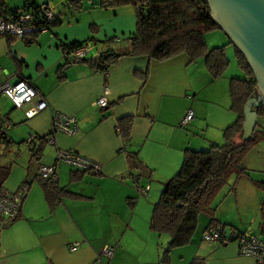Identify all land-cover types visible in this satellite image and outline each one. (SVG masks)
Here are the masks:
<instances>
[{
	"label": "crops",
	"instance_id": "1",
	"mask_svg": "<svg viewBox=\"0 0 264 264\" xmlns=\"http://www.w3.org/2000/svg\"><path fill=\"white\" fill-rule=\"evenodd\" d=\"M112 25L123 31L124 26ZM112 25H109L110 31ZM105 30L108 31L107 28ZM88 33L89 30L79 31L78 24L68 22L38 33L36 39L30 43L0 37V81L13 82L19 77L26 78L44 95L50 106L31 117H26L24 106L15 107L6 95L0 94V124L12 118L25 122L19 126H23L24 133L28 131V137L31 135L34 143L38 144V136L46 135L50 131L51 109L74 115L77 121L76 131L71 134L58 131L54 137L55 143L49 144L45 141L40 148L41 161L51 163L58 147L86 155L101 166L100 172L95 173L78 171L68 164H62L57 179L62 193L57 204L50 209L38 180L37 170L32 171L30 167L31 163L34 164V159L29 150L27 164L22 163L17 180L11 178L6 185L7 181L3 182V188L9 190H14L26 182L28 191L18 216L10 222L0 221V224L5 226L4 235L0 239V264H93V261L98 264L99 256L102 260L100 264H105V260L106 264H115V261L120 260L127 248L122 244V240L120 241L122 237L118 238L115 234V230H118V223L114 221L118 213L116 208L124 204L127 197L132 198L130 194L133 190L127 183L130 176L135 175L139 179L141 168H149L148 162L152 165L149 160H143L144 156L140 157L137 139L142 137L144 141L150 137L153 130L159 128V117H162V123L165 125V118L158 115V105L162 102L168 103L172 97H187L192 88L194 89L187 70L190 62L186 53H178L163 60L151 59L147 55H121L116 63L106 70L98 69L84 60L67 62L63 57L62 44L85 39L90 36ZM95 37L100 36L98 34ZM195 64L196 70H204L198 61H195ZM105 83L108 86L107 103L99 107L95 100L103 94ZM180 100H183L185 105L180 111H184L172 121V125L179 130L178 139L173 142L172 137L170 142L171 150L176 154L165 161L162 167L164 174L160 173L158 177H166L179 163L181 154L178 150L185 148L183 140L191 134L179 129L177 124L188 109H193V118L186 125L179 123V126L185 127L192 123V132L199 128L195 122L198 123V116H201L200 107L194 102L195 98ZM7 101L12 103L10 110L7 108ZM13 108L20 110V118L10 112ZM152 109H155V113ZM125 115L133 116L130 136L127 139L117 132L118 119ZM21 130L22 127L8 130L9 134H12L7 137L9 141H0L4 143L5 150L15 148L13 137ZM199 137L201 135L194 132L190 139ZM201 139L204 142L205 137L202 136ZM196 141L190 143L201 144L200 140ZM165 151L168 152L169 149L166 147ZM133 152L137 153L140 160L137 166L131 159L130 154ZM13 161L17 159L13 158ZM3 164L10 165V170L13 169V162ZM149 169L151 171V168ZM153 171L156 172V168ZM11 172L9 171L8 175ZM137 228L132 216L130 225L126 224L124 231H137ZM142 230L141 236H136L144 240L140 249L141 255L144 256L154 237L153 233L147 231V223L143 224ZM236 230L245 229L225 228L227 234ZM261 231H264V228ZM7 234H11V237H6ZM71 241H79L74 250L68 248ZM232 244L230 252L216 257L217 262H221L225 255H232L236 263L254 264L253 257H242L236 249V244ZM107 245L114 247L110 258L102 253L103 247ZM205 247L209 248L207 252H204ZM221 247L200 241L195 245L193 258L202 257L207 264L211 253ZM152 261L160 264L158 249Z\"/></svg>",
	"mask_w": 264,
	"mask_h": 264
},
{
	"label": "rangeland",
	"instance_id": "2",
	"mask_svg": "<svg viewBox=\"0 0 264 264\" xmlns=\"http://www.w3.org/2000/svg\"><path fill=\"white\" fill-rule=\"evenodd\" d=\"M2 1L5 7H22L24 3V0ZM36 1H48L50 4H52L60 16V25L70 22L78 24L79 31L87 29L89 30L88 34L92 36H97L99 34L100 37H97L98 39L96 38L94 41L96 43L95 46L97 47L95 49L92 46L89 48L86 56L87 58H90L92 55L96 54L97 50L102 51L104 49H108L110 51L121 53L128 48L126 36L128 32L133 30L136 26L137 9L134 5L126 4L104 8L98 4H95L96 2H99V0H82V7L79 9L75 8L71 4L63 2L64 0ZM91 4H93V6L87 8ZM114 11H116V13H114ZM112 24L124 26L123 31H121L122 29H117L119 27ZM109 25H112V31H110ZM106 28L108 31L105 30ZM101 38L111 39L102 42ZM228 40L229 39L227 35L220 28L212 29L205 33L207 47L222 45ZM229 45V47L226 46V50L230 59V63L225 72L219 77L211 78L205 65L203 64L204 62L202 57L196 61L202 65L204 70H196L195 62H190L187 70L190 74L194 89L192 88V90L188 93L189 96L187 97H172L168 103L162 102L160 105H158V115L165 118V125L162 123V117H159V120H161L157 123L159 128L153 130L152 135H150V137L144 141L142 137L137 139L138 145H140V157L144 156L145 158L143 160H149L152 163V165L149 164V162L147 163L148 167L151 168V171L146 166H143L141 168V176L139 179L137 177L133 178L130 176L128 180L129 182L127 181V183L133 190V193L130 195L132 198H134V200L127 197L124 201V204H120L116 208L118 213L116 214L114 221L118 223V230H115V234H117L118 238L122 237L120 241L122 240V244L124 243L127 250L122 255L120 260L117 259L118 261H115V264H158L157 262L152 261L157 253L158 243L160 242L163 245L168 240L167 233L159 234L157 231H154L150 228L148 221L152 213L153 204L158 199L160 194V190L162 188L161 182L172 176L178 170L183 159V150L181 148L178 150V152L181 154V157L179 159V163L175 165L176 167L171 171V173L166 175V177H158L160 173L164 174L162 172V167L165 165V161L176 154V152H172L170 142L172 137L173 142H176L178 139L179 130L172 125V121L184 111V109L180 111V108H184L185 106L184 101L180 99L191 98V100H193L195 98L194 102L199 104L201 116H198V123L195 122L199 128H195L197 131L194 132L201 135V137H205L204 142L201 137L193 138V140L190 139L194 133L191 131L192 123H190L191 125L188 124L185 127H180L179 119L177 124L179 129L191 134L187 135V137H185L183 140L185 147H206L210 141L221 143L223 141L222 128L234 120L236 114L229 108L230 96L228 89V78L232 75H241L242 71L237 65L233 45ZM195 103L194 105H196ZM6 105L8 110H10L12 103L7 101ZM152 110L155 113V109ZM10 112L17 114L18 118L22 116L18 108H13ZM262 120L264 121V118H262ZM23 123L25 122L15 121L14 118L8 119L7 121L8 126L6 128L9 127L8 130H11L13 127H22V130L16 132V136L13 137L14 143L16 145L14 149L5 150L4 143H0V162L14 163L12 164L13 169L10 170L12 172L5 180V182L7 181L5 185L9 183L8 181H10L11 178H15V181L17 180L22 163L27 164L29 158V149L26 147L25 143V140L29 134L28 131L24 133L23 126H19ZM8 130H6L7 136H11L12 134H9ZM196 140H200L201 144H191L196 143ZM0 141L3 140L0 139ZM47 143L51 144L50 142ZM166 147L169 149L168 152L165 151ZM13 158H16L17 161L14 162ZM37 166L38 163L36 160L34 161V164L31 163L30 165L32 171H34V169L37 170ZM240 166L246 167L247 176L237 179L236 173L233 172L226 182L221 183L220 186L213 191L209 198L208 206L210 207V211L212 210L211 212L213 215L216 218H219L220 222L225 225L226 230H230V228H239L245 230L249 229L252 231H261L264 227V191H262L263 189L255 186L253 180H260L264 178V137L247 151L243 157V160L240 162ZM155 168L156 172L153 171ZM153 172L154 176L152 174ZM146 185H149V190L147 193L143 191ZM132 216H134V224H136L138 227L137 231L128 229L125 232L124 228L126 227V224L130 225ZM208 219V213L205 212L199 214L197 226L193 235L191 236L190 241L186 244L175 246L170 251V264H188L195 255V245H197V243L200 241H203L205 244L222 246L218 251L211 253L207 264H213L216 261L217 256L230 252V247L233 245L232 243H235V241H231L227 244H220L216 242H209L203 239V235L205 233L203 229L206 226ZM145 223H147V231L153 233L154 238L152 239V242H150V245L147 246L144 256H142L140 249L144 245V240L138 238L137 236H141L143 233L142 227ZM260 226H262L261 229ZM4 230L5 226L0 225V239L4 235ZM6 237H11V234H7ZM71 243H79V241H71L68 244V248ZM208 249V247H205L204 252H207ZM236 249L238 251V246ZM241 256L249 257L246 255ZM93 262L95 263V261ZM97 263L100 264L99 259H97ZM104 263L106 264V260ZM241 263L242 262L236 263V260L232 259V255H225L224 258H221V262H215V264ZM109 264H111V262Z\"/></svg>",
	"mask_w": 264,
	"mask_h": 264
},
{
	"label": "trees",
	"instance_id": "3",
	"mask_svg": "<svg viewBox=\"0 0 264 264\" xmlns=\"http://www.w3.org/2000/svg\"><path fill=\"white\" fill-rule=\"evenodd\" d=\"M63 2L75 8L82 7V0H64ZM39 4L36 0H24L22 7L10 6V8L14 11H22L29 6L36 9ZM93 4L87 8L92 7ZM95 4L104 8L131 4L137 9L136 26L126 36L128 48L125 51L119 53L108 49L97 50L99 53L97 59L89 60L87 57L81 59L88 61L98 69H108L121 55H147L151 59L163 60L178 53H186L189 62H195L202 57L209 75L211 78H216L225 72L230 63L226 50V46L233 45L230 40L222 45L207 47L205 33L212 29H221L211 16L208 0H99ZM3 5L1 0V6ZM60 22V16L56 12L54 19L41 20L39 23L46 25L50 30L60 25ZM38 32H34L27 43L34 41ZM110 39L105 38L101 41L105 42ZM95 40L96 37L90 35L82 40L64 43L62 44L63 51L86 42H91L96 47ZM233 47L237 65L242 71L241 75H232L228 78L229 108L236 114L234 120L222 128L223 141L221 143L210 141L206 147L187 146L183 149V159L178 170L162 181L160 194L153 204L148 221L149 226L159 234H168L165 244L158 243L160 264H170L169 254L172 248L190 241L200 213L209 214L204 231L219 229L225 232V225L213 215L212 210L210 211L209 198L213 191L221 183L226 182L233 172L236 173L237 179L247 176V169L240 166V162L247 151L264 137L263 102L255 106L257 121L251 134L244 139L240 138L245 118L243 107L250 96L257 94V81L245 55L234 45ZM58 73L60 75V69ZM132 122L133 116L131 115L118 119L117 132L124 139L130 136ZM47 135L38 136L40 140L38 144H35L32 138V150H40ZM7 137L0 133V139L4 142L9 141ZM130 155L133 164L137 166L140 163L137 153L133 152ZM9 171L10 165L0 162V193ZM37 175L45 199L52 209L57 204L62 190L57 185V181L41 177L38 173ZM253 183L264 190V178L255 179ZM18 214L7 222L15 219ZM189 264H205V260L202 257H196Z\"/></svg>",
	"mask_w": 264,
	"mask_h": 264
},
{
	"label": "built area",
	"instance_id": "4",
	"mask_svg": "<svg viewBox=\"0 0 264 264\" xmlns=\"http://www.w3.org/2000/svg\"><path fill=\"white\" fill-rule=\"evenodd\" d=\"M36 9L30 8L22 11H14L10 7L1 6L0 0V37L4 39L15 38L27 43L36 31H49L46 25H41V20H51L55 18V7L48 1L39 2ZM4 4V3H3ZM37 33V34H38ZM93 46L91 42L82 43L80 46L70 48L64 52L63 57L70 62L82 59L87 56L89 48ZM108 86L105 83L103 94L95 100V104L99 107L106 105ZM0 94L6 95L15 107L24 106V114L31 117L43 109L49 108V103L42 93L26 78L19 77L15 81H0ZM194 116L193 109H188L182 117L180 124L182 126L192 119ZM7 120L0 124V133L7 135ZM6 129V130H5ZM77 129L76 117L61 111L51 109L50 131L45 141L55 143V134L58 131H64L68 134L74 133ZM118 130V128H117ZM26 147L32 152L34 161L38 163L37 173L44 178H50L57 181L59 175V167L62 164H68L78 171H92L99 173L101 170L100 163L96 160L75 152L73 150H65L56 147L54 159L51 163L41 161V150H32V136L25 140ZM149 190V185L143 190L145 193ZM28 191V184L21 183L18 188L9 190L3 188L0 193V221H7L14 218L20 211L21 204ZM203 239L209 242L227 244L235 241L238 246V252L241 255H247L254 258V264H264V231L253 232L250 230L236 231L230 234L222 232L219 229L205 231ZM78 243H71L70 250H74ZM102 253L111 257L113 254V246L107 245L102 249ZM102 262L101 257H98Z\"/></svg>",
	"mask_w": 264,
	"mask_h": 264
},
{
	"label": "water",
	"instance_id": "5",
	"mask_svg": "<svg viewBox=\"0 0 264 264\" xmlns=\"http://www.w3.org/2000/svg\"><path fill=\"white\" fill-rule=\"evenodd\" d=\"M208 3L213 20L245 55L257 81V94L250 96L243 107L245 118L240 137L244 139L256 124L255 106L264 102V0H208ZM98 57L96 53L89 60Z\"/></svg>",
	"mask_w": 264,
	"mask_h": 264
}]
</instances>
